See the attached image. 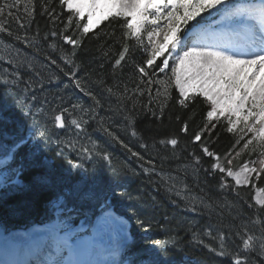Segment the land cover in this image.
Returning <instances> with one entry per match:
<instances>
[{"label":"snow or ice","instance_id":"snow-or-ice-1","mask_svg":"<svg viewBox=\"0 0 264 264\" xmlns=\"http://www.w3.org/2000/svg\"><path fill=\"white\" fill-rule=\"evenodd\" d=\"M20 3L21 0H0V33L13 35L11 29L6 28L5 17L16 20L21 28L25 27L20 16L13 13ZM28 3L31 4V0ZM59 5L60 13L55 7L46 6L43 14H47L54 25L49 37H58L71 46L65 64L73 67L65 72L56 59L46 57L51 65L64 73L67 85L54 77H49L48 82L57 88L70 86L91 103L81 104L74 98L64 104L61 96V106L50 113V121L43 126L32 125L27 131L0 116V189L11 187L12 193H48L46 203L57 213L56 219L20 234L34 257L31 264H99L93 258L96 237L113 225L120 226L121 238L112 255L124 249L126 257L122 264H168L169 248L176 244L156 240L143 253L131 252L134 241L130 239L125 220L107 205L109 194H116V189L103 182L102 173L106 167H111L112 158L98 146V141L91 147L84 143L90 140L89 129L93 124L131 156L153 168L155 162L134 150L114 130L113 124L118 127L119 123L112 120L114 114H109L114 94L111 88H107V120L101 115L105 108L104 93L88 87L87 77L73 70V57L82 47V36L92 32L98 37L99 33L94 29L103 22L119 27L120 48L113 66L123 68L131 59L135 80L133 88L125 85L119 91L122 103L117 105V112L124 119L126 128L131 127V135L137 136L132 117L138 111V97L147 93L149 104L154 100L158 102L162 94L160 86L166 84L159 74L167 76L170 72L168 82L174 80L178 89L176 102L182 108L199 103L198 98L207 105L203 123L191 137L199 154H188L190 166L194 172L211 174L221 190L239 197L240 188L264 179V0H59ZM25 12L29 17L33 15L30 8H25ZM57 22L63 26L60 31L55 28ZM106 35L114 36L115 32ZM16 40L25 47L35 46L34 37L17 35ZM9 75L14 78L6 79L0 85L5 89L9 83L18 86L20 81L26 90L33 92L44 87L40 72L27 80H22L16 71ZM153 91L156 97H153ZM163 94L167 99L166 87ZM142 108H148V105ZM43 111V108L38 110L39 113ZM26 115L33 116V113L29 110ZM110 120L112 123H108ZM49 124L60 130V134L50 131ZM218 127H224L234 137L232 148L224 154L211 147V137ZM69 130H74L71 139L65 136ZM180 131L188 133L187 121ZM160 143L165 147L171 145L173 150L179 145L174 137ZM53 144L55 156L50 158L47 153L53 151ZM241 145L252 158L235 171L231 157ZM140 147L147 150L148 145L142 143ZM203 157L210 162L208 168L202 167ZM170 179L175 182L176 177ZM259 192L244 214L233 217L227 232H205L219 243L218 250H210L228 264H253V257L257 264H264V187L259 188ZM101 200L105 202L104 208L93 212L92 205ZM189 210L196 211L195 204ZM90 213L88 227L79 224L77 228L79 221ZM193 235L197 233L193 232ZM0 240L6 255L8 245L18 242L14 233L0 236ZM141 256L144 258H139ZM0 264L29 262L0 260Z\"/></svg>","mask_w":264,"mask_h":264},{"label":"trees","instance_id":"trees-1","mask_svg":"<svg viewBox=\"0 0 264 264\" xmlns=\"http://www.w3.org/2000/svg\"><path fill=\"white\" fill-rule=\"evenodd\" d=\"M46 6L55 7L57 13L61 11L59 0H31V4L28 3V0H21V3L13 9V13L20 16L25 27L21 28L16 20L5 17L6 28H10L13 35L8 36L6 33H0V37L20 46L22 43L16 40L17 35L34 37L35 46L28 47L27 50L43 60L41 61L42 67L55 66L46 60V57H50L56 59L57 64L67 72L70 67H73L65 64V59L71 54L72 49L58 37H49L54 25L49 16L43 14ZM25 8L32 10L31 17L26 14ZM64 15L66 16L67 13L65 12ZM62 27L60 22L55 25L57 31H60ZM94 31L99 33L98 37L92 32L87 36H82V47L77 49L78 55L73 57L75 64L73 70L79 71L82 77H87L88 87L104 93L105 108L101 112L102 116H105L109 109L107 88L113 89L111 113L109 114H114L112 120L119 123L118 127L113 124L114 130L134 150L155 162V168H153L151 164L131 156L126 149L107 138L95 124L89 129V147L98 141V146L111 155V167H106L103 170V175L107 177L106 184H110L116 189L117 202L121 208H124L123 214L132 222L133 232L138 241L137 251L133 249V252L143 253L150 248L153 241L163 240L169 244H176V247L169 248L168 259L177 260L186 256L198 264H228L226 260H222L220 256L210 250L212 248L218 250L219 243L213 236L206 235L205 232L216 233L221 230L227 232L233 217L244 214L247 205L253 203V190L264 187V179L254 181L247 188H240V195L236 197L234 193L221 190L217 180L211 174H206L204 171H193L188 154L190 152L199 154V150L191 142V137L202 125L207 105L198 98L199 103L190 106V108H182L176 102L178 95L172 81L168 82L171 76L170 72L167 76L159 74L160 79L166 84L160 86L162 94L158 98V102L154 100L152 104H149L147 93L138 97V111L132 117L137 136L133 137L131 135L133 129L126 128L124 119L117 112V105L122 103L119 91H122L125 85L129 89L135 86L131 71V59L123 68L113 66L116 52L120 48L121 29L106 21ZM110 32H115V35L107 36L106 33ZM77 34L79 35V33ZM45 37L48 38L45 39ZM127 42L126 39L125 43ZM61 48L64 49L63 52L60 50ZM135 51L136 48L133 47V52ZM139 58L137 55L136 59ZM9 73L8 69L0 68V75L10 81L14 77ZM47 73L48 70L45 71V75ZM60 81L67 84L63 72ZM16 87V93H24L26 97L33 95L32 92L25 89L24 83ZM164 87L167 88V99L163 94ZM53 89L60 90V97L67 94L64 97L65 103L74 98H78L81 104L87 101V97L70 86L57 88L55 84L47 82L45 89L42 90L47 94V100L45 101L44 97H36L30 104L33 103L36 109L42 105L40 108L49 112L45 108L50 109L52 100L56 96L55 93L49 91ZM10 90L12 93L13 89ZM152 95L156 97V92L153 91ZM17 98L19 100H15L13 97L0 100V116L26 128L33 121L30 120V116L26 115L24 101ZM143 105H148V108H142ZM161 109H163L162 113ZM153 112L156 113L155 116ZM105 119L107 120V116ZM185 121H187L189 129L187 134L180 131ZM108 123H112V121L110 120ZM172 137L179 141L175 150L171 145L165 147L160 143L161 140ZM233 139L234 137L224 127H218L211 137V147L224 154L232 148ZM142 143L148 145L147 150L140 147ZM47 155L53 158L54 150ZM231 158L232 167L236 169L252 157L248 152L242 150L241 145L233 151ZM58 163L59 161H57ZM185 166H188L187 170H185ZM209 166L208 158L203 157L202 167L208 168ZM170 177H176L175 182ZM48 198V193L25 192L19 194V192L12 193V190L7 193L1 191L0 225L13 226L22 222L34 221L39 217L42 218L45 215L43 210ZM189 200H195L198 203L196 211L189 210L191 208ZM146 228L147 230H145ZM193 232H196L197 235L194 236ZM253 264H257L255 257H253Z\"/></svg>","mask_w":264,"mask_h":264},{"label":"bare ground","instance_id":"bare-ground-1","mask_svg":"<svg viewBox=\"0 0 264 264\" xmlns=\"http://www.w3.org/2000/svg\"><path fill=\"white\" fill-rule=\"evenodd\" d=\"M22 83L23 82H20V83H18V85L19 86H21L22 85ZM16 88L17 87H14L13 88V93L16 91ZM113 227V226H112ZM110 229V228H109ZM108 230V229H107ZM115 231H117L118 232V230L119 229H114ZM116 239H117V235H116V232H112V231H107V232H103V233H101V234H99L97 237H96V247L94 248V256H93V258L95 259V260H97L98 262H102V263H104L107 259H108V257L110 256L111 257V252H110V250H111V248H112V244L116 241ZM105 240H108V244L107 245H105L104 247H103V249H102V245L103 244H105ZM0 246H1V248L3 249V251H4V244H3V241L2 240H0ZM18 246H17V243H15V244H9L8 245V251H7V255H9L10 253H11V251L13 250V249H15V248H17ZM95 251H97V252H100V254H99V256L98 257H96V254L97 253H95ZM5 252V251H4ZM14 255H16V253H13Z\"/></svg>","mask_w":264,"mask_h":264},{"label":"rangeland","instance_id":"rangeland-1","mask_svg":"<svg viewBox=\"0 0 264 264\" xmlns=\"http://www.w3.org/2000/svg\"><path fill=\"white\" fill-rule=\"evenodd\" d=\"M6 56H7L12 62H14V61L17 59L16 55H12V54H10V53H9V54H6ZM24 63H25L26 65L29 64V61H28L27 58H26V60H24ZM177 91H178V89H177ZM242 166H243V165H242ZM242 166H240V168H241ZM240 168H239L238 170H235V171H239ZM259 195H260L259 190H256L255 193H254V200H255V198H256L257 196H259ZM174 197H177V196H174ZM119 227H120L119 225H113L112 228H114V229H119ZM127 227H128V226H127ZM127 229H128V228H127ZM112 232H116V231L114 230V231H112ZM10 233H14V234H22V233H24V232H10ZM118 233H119V235H120L119 230H118ZM7 234H8V233H1V231H0V235H7ZM120 238H121V236H120ZM120 238L118 239V241H116V243H115V245H114V250L117 249L118 244H119V241H120ZM21 241H23V238H22V237L20 238V240L18 241V243H20ZM122 252H123V251H122V248H121V249H119V251L117 252V254H116L115 256L112 255V257H110V258H113V259L111 260L110 264H117L116 261L118 260V257H119V255H121ZM118 264H120V263L118 262Z\"/></svg>","mask_w":264,"mask_h":264}]
</instances>
